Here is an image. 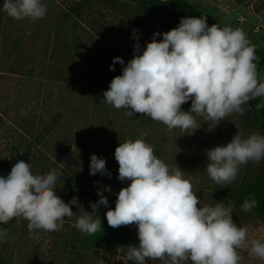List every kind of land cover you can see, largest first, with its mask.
<instances>
[{"label": "rangeland", "instance_id": "rangeland-1", "mask_svg": "<svg viewBox=\"0 0 264 264\" xmlns=\"http://www.w3.org/2000/svg\"><path fill=\"white\" fill-rule=\"evenodd\" d=\"M78 1L42 0L47 13L37 21L14 20L0 10V173L8 175L20 160L30 164L33 174L55 169L61 175L54 190L63 201L77 197L96 203L97 193L110 186L111 192H103L109 204L92 213L101 220L100 231L93 235L82 234L75 227L76 219H65L59 231L39 230L36 239L31 238L23 218L0 224V229L8 230L7 242H0V264H132L127 252L128 246L139 244L137 227L113 229L106 212L115 209L120 189L130 184L117 179L115 149L119 143L136 139L150 144L170 169L177 165L184 172L201 207H214L216 202L227 206L231 201L234 222L248 227L249 239L264 242V232L258 231L264 225V159L242 165L226 188L216 185L205 171V150L226 146L238 132L244 138L263 135L249 104L243 105V116L233 113L212 130L197 116L201 127L181 132L103 103V92L133 58L134 45L139 43L142 54L154 33L166 31L156 22L151 31L137 33L129 9L112 8L101 0H90L88 18H76L70 7ZM183 1L223 27L243 30L250 44L263 53L259 76L264 82V0ZM116 57L124 65L116 63L112 71ZM190 108V101L182 105L183 111ZM92 155L106 161L111 179L90 175ZM253 198L257 206L244 212L243 203ZM240 254L241 264H264L247 251Z\"/></svg>", "mask_w": 264, "mask_h": 264}, {"label": "clouds", "instance_id": "clouds-1", "mask_svg": "<svg viewBox=\"0 0 264 264\" xmlns=\"http://www.w3.org/2000/svg\"><path fill=\"white\" fill-rule=\"evenodd\" d=\"M14 20L37 21L47 13L42 0H4L2 8ZM207 17H184L178 27L166 33H154L142 54L134 45L133 58L122 68V75L112 79L103 92V103L126 114H142L164 124L169 131L199 129L196 117H203L209 130L233 113L244 115L243 105L264 98V82L258 78L255 46L243 30L216 24L208 26ZM162 36L157 42L156 37ZM124 65L120 57L114 65ZM191 102L188 111L182 105ZM264 108V102L257 110ZM208 177L218 186L227 187L236 180L240 167L264 159V135L253 133L247 138L237 133L226 146L205 150ZM119 165L117 179L130 181L121 188L115 209L109 208V227L135 225L138 246H128L127 259L132 264L164 261L165 264H241V250L264 260V242L249 239L247 226H238L232 216L231 201L201 207L189 179L176 165L169 168L157 158L153 147L144 139L127 140L115 149ZM90 175H107L106 161L92 155ZM61 175L53 169L43 175L33 174L23 160L12 166L7 177L0 176V224L13 219L28 221L31 238L35 233L59 231L66 218L76 216L75 227L86 235L100 231V205L108 207L103 192L90 202L86 212L77 197L65 203L54 190ZM71 206H77L74 213ZM257 206L245 200L244 212ZM258 231L264 232V225ZM8 230L0 229V242H7Z\"/></svg>", "mask_w": 264, "mask_h": 264}, {"label": "trees", "instance_id": "trees-1", "mask_svg": "<svg viewBox=\"0 0 264 264\" xmlns=\"http://www.w3.org/2000/svg\"><path fill=\"white\" fill-rule=\"evenodd\" d=\"M104 4L112 8H125L131 11V16L135 23H137L136 31L137 33H144L145 29L153 27L154 23L158 22L163 29L168 32L176 27H178L180 20L184 17H207L206 23L208 26L213 24L218 25L223 28V26L217 22L212 16L207 15L203 12L198 11L188 2L183 0H101ZM90 0H80L76 4L70 7V13L76 18H88L89 10L92 6H89ZM160 33V31H159ZM255 55L257 60L254 61L257 65V74L260 79V73L263 70V53L255 48ZM261 80V79H260ZM262 82V81H261ZM264 102V98L252 99L248 102L253 114L257 117L261 123V132L264 135V108L257 110V105ZM0 176L7 177V174L0 173ZM79 203L83 205L85 211H88L90 207V202L84 199H78ZM68 201H64L68 203ZM74 213L79 212L77 206H71ZM68 220L76 219V216L72 218H66Z\"/></svg>", "mask_w": 264, "mask_h": 264}]
</instances>
